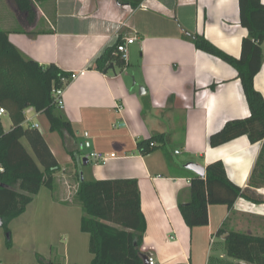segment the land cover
<instances>
[{"label":"crops","instance_id":"obj_1","mask_svg":"<svg viewBox=\"0 0 264 264\" xmlns=\"http://www.w3.org/2000/svg\"><path fill=\"white\" fill-rule=\"evenodd\" d=\"M33 2L32 21L10 1L20 25L8 30L10 41L27 59L77 75L65 89L60 111L71 125L70 132L61 131L63 146L49 142L47 132L56 131L46 114L33 108L24 112L29 121L23 127L40 133L58 165L54 197L40 209L42 225L64 229V234L81 231L84 211L76 199L80 179H135L147 226L142 255L152 256L156 264H223L231 232L264 237V203L239 198L232 208L211 205L209 225L193 229L179 209L180 202L192 199L191 180L197 174L186 169L189 163L206 170L222 161L231 182L264 198V185H250L263 142L252 144L242 136L219 147L210 145V137L228 121L250 116L237 71L184 37L203 35L239 58L248 34L240 23L239 0H144L138 8L118 0ZM119 38H136L128 48L127 67L122 73L115 67L96 70L97 58ZM254 85L264 98V63ZM1 118L9 132L7 111ZM159 135L164 139L156 142L157 148L143 155L139 142ZM84 140L89 152L81 147ZM22 144L35 157L27 138ZM94 153L108 161L93 159ZM41 191L18 219L29 215ZM83 235L89 243L90 236ZM74 236L85 242V237ZM70 258L67 250L64 264Z\"/></svg>","mask_w":264,"mask_h":264},{"label":"trees","instance_id":"obj_2","mask_svg":"<svg viewBox=\"0 0 264 264\" xmlns=\"http://www.w3.org/2000/svg\"><path fill=\"white\" fill-rule=\"evenodd\" d=\"M118 1L121 5L138 8L144 0ZM14 2L18 13H29L33 21V0ZM239 9L241 26L248 32L239 58L225 53L203 35L187 33L184 37L198 50L220 58L237 71L250 116L228 121L210 137V145L219 147L242 136H247L252 144L263 142L250 181L251 186L258 188L264 185V98L255 89L254 80L264 63V3L239 0ZM121 42L119 38L97 58L96 70L106 72L114 65L120 73L124 71L127 64L117 52ZM70 78L71 74L55 64L41 66L27 59L10 41L9 32L0 27V107L12 121L11 130L6 132L0 117V166L4 169L0 172V218L4 220L7 233V224L25 213L43 187L54 190V175L58 171L57 162L40 133L23 127L24 112L33 108L46 114L52 131L70 132L71 125L61 114L54 96L55 90L66 88L72 82L65 87L63 79ZM24 138L30 142L35 157L22 144ZM163 139V135H159L141 141L138 149L143 155L151 154L157 148L156 142ZM190 192L191 201L180 202L179 209L191 229L209 225L211 205L232 208L239 198L264 203V198L255 196L250 189L231 182L222 161L210 164L205 176L194 175ZM76 199L84 211L81 231L90 236L89 250L94 257L91 264H144L141 249L147 226L137 180L80 179ZM226 252L240 264H264V237L231 232L226 238Z\"/></svg>","mask_w":264,"mask_h":264},{"label":"rangeland","instance_id":"obj_3","mask_svg":"<svg viewBox=\"0 0 264 264\" xmlns=\"http://www.w3.org/2000/svg\"><path fill=\"white\" fill-rule=\"evenodd\" d=\"M11 0H0V27L8 30L19 28L18 17L11 9ZM39 1V0H36ZM52 2V0H48ZM5 125L9 128V118H3ZM41 121L45 122L44 118ZM47 132V131H46ZM49 142L53 147L63 146V133L56 131L48 133ZM81 147L89 152L87 141L81 142ZM54 197V192L43 187L39 198L33 205L27 217L11 220L7 227H0V264H64L66 262V251L68 250L70 264H91L93 255L89 250L88 236L83 235L80 230H66L54 228L49 229L48 225H42L39 218L40 209L45 208L46 204ZM85 237L77 241V237ZM214 248V255L219 257ZM216 253V254H215ZM223 264H240L236 260L224 255Z\"/></svg>","mask_w":264,"mask_h":264},{"label":"built area","instance_id":"obj_4","mask_svg":"<svg viewBox=\"0 0 264 264\" xmlns=\"http://www.w3.org/2000/svg\"><path fill=\"white\" fill-rule=\"evenodd\" d=\"M135 41H136V38H125V39H122V42L118 45L117 52L121 56V59L125 64H128V61H129V50H128V48ZM76 77H77L76 74H71V78L69 80L63 79L65 87L70 81H73ZM65 89L66 88L54 91V96H55L57 104L61 110H63L65 108L64 99H63ZM4 115H6V110L3 108H0V117H2ZM26 121H29V119L27 118ZM33 127L35 129H38L40 127V125L35 124ZM177 154H179V152H177ZM91 157L93 159L103 163V164L108 161V158L105 155L100 154V153H94L91 155ZM2 171H4V169L2 166H0V172H2ZM148 262H149V264H156V261L152 256L148 257Z\"/></svg>","mask_w":264,"mask_h":264},{"label":"water","instance_id":"obj_5","mask_svg":"<svg viewBox=\"0 0 264 264\" xmlns=\"http://www.w3.org/2000/svg\"><path fill=\"white\" fill-rule=\"evenodd\" d=\"M114 69H115L114 65H112L109 70H113L114 71ZM84 162L86 163V160ZM186 169L193 171L195 174H197L199 176H205V174H206L205 168H203V167H201L199 165H196L194 163L187 164L186 165ZM3 225H4V220L2 218H0V227H3ZM142 259H143V263L144 264H149L148 256L142 255Z\"/></svg>","mask_w":264,"mask_h":264}]
</instances>
